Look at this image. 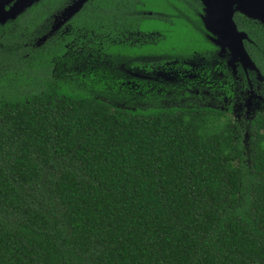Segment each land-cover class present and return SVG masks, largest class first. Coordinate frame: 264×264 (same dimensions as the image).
<instances>
[{
  "label": "trees",
  "instance_id": "1",
  "mask_svg": "<svg viewBox=\"0 0 264 264\" xmlns=\"http://www.w3.org/2000/svg\"><path fill=\"white\" fill-rule=\"evenodd\" d=\"M68 2L0 27V264H264V111L239 124L199 94L56 74L71 54L114 72L210 63L199 1L87 0L70 33L25 47ZM233 22L264 77V26Z\"/></svg>",
  "mask_w": 264,
  "mask_h": 264
},
{
  "label": "rangeland",
  "instance_id": "2",
  "mask_svg": "<svg viewBox=\"0 0 264 264\" xmlns=\"http://www.w3.org/2000/svg\"><path fill=\"white\" fill-rule=\"evenodd\" d=\"M70 3V2H68ZM67 3V4H68ZM8 6L5 7V9H7ZM59 12H57L55 20L54 17L51 16L50 22H49V26H48V30L43 34H47L48 31L53 28L54 30H52V32H50L49 34H47V38L56 34L57 32H63V33H70V27H67L66 24H60V22L62 21V18L59 16ZM192 20H195L196 15L192 14L191 16ZM7 22H12V21H7ZM6 22V23H7ZM5 23V24H6ZM192 29H194L191 26ZM42 36V35H41ZM40 37H36L35 39H32L30 37H25L24 38V45L25 47H38L41 44L40 42ZM150 37H147V39H149ZM214 39H216L215 36H213ZM127 40H129L132 43H137L139 41H143L145 38H140V36L138 35H128ZM246 41V40H245ZM2 43V42H0ZM39 43V44H38ZM244 43V41H243ZM3 45V43L1 44ZM9 45H3L4 50L6 51L4 54H2V52H0V65L5 69V67H7L6 71V79H4L2 82L7 86L9 85V82H11V79H9V73L8 70L11 69V64L9 62V64L7 62H5L6 59H8L9 61H13L14 57L10 55L9 52ZM244 46V45H243ZM67 47V45H66ZM69 48V47H68ZM0 49L2 50L3 48L0 46ZM218 53V52H217ZM68 55V54H67ZM219 58L221 59H225V64L226 66H228V59H229V55H228V51L225 49V51L223 53H218L217 54ZM69 57V58H68ZM68 64L65 65V62H60L57 64V70H56V74H62V73H87L88 70L91 69H98L100 72V77L102 79L105 78H109L111 81H115L116 80L119 82H122V84H120L121 86L126 87L129 90H133L136 91L135 95L136 96H142L143 93H147L148 91H152V90H156V91H162L165 95L167 96H171V95H175L178 93V91L176 90V86H171L168 87L166 84H182V81H185L187 79L184 80H179V79H175V78H171L169 81H167L168 79L166 78L167 76L164 75V73L160 72L161 68L170 66L169 64H163L161 66H157L158 67V71L154 72V70H151L149 72H144V71H140L138 69H128V68H123V67H118L115 68V72L114 71H109L106 70L105 68L107 67V62L105 61H97L96 59H92L89 55L85 56V57H81V59L76 60V58H73L72 54L70 56H68ZM66 58V59H67ZM7 63V66H6ZM188 63V62H187ZM238 65L239 63L236 62L235 65ZM234 65V66H235ZM234 66L232 67V73L234 74L236 79H240L239 81L244 80V82H239L237 87V92H236V98L240 95H242L244 97V107L245 109V115L248 116V118L244 117L240 119L239 124H243L244 120H248L249 116L248 113L254 109H259L261 106L259 104H262L264 102V79L259 76L257 74L256 71L249 69L248 67H241L243 72H247V78L248 80H245L244 77L240 76L241 78H239L237 71H234ZM180 64H175V67L172 68L173 70H177L178 68H180ZM187 68L191 69V78H189V80H195L194 82L198 83H202L203 81V72L206 70L208 71V73L210 72V77L211 76H215L216 74L214 73V69H212L211 64H203V62L199 59H193L190 61V64L186 65ZM200 74V77L198 78H194V75ZM217 76L219 77L220 75L217 74ZM251 78H253V80H251ZM210 82V85L214 88H218L217 85H215V83H213L215 80H211L207 79ZM248 83V84H247ZM118 84V83H117ZM218 90V89H217ZM215 93H212V99L210 96H206L204 97V100H201V102H204L206 105L212 106L214 104H216L215 101ZM218 93V92H217ZM242 93V94H241ZM160 94V93H158ZM223 97L222 95L218 94V98ZM235 98V99H236ZM221 103L224 102L223 100H221ZM199 102V101H198ZM235 108H238V106H236ZM240 108V107H239ZM236 112L242 113V108L237 109ZM234 115H230L231 120L235 119L234 117H236V113H234Z\"/></svg>",
  "mask_w": 264,
  "mask_h": 264
},
{
  "label": "water",
  "instance_id": "3",
  "mask_svg": "<svg viewBox=\"0 0 264 264\" xmlns=\"http://www.w3.org/2000/svg\"><path fill=\"white\" fill-rule=\"evenodd\" d=\"M40 0H0V25L7 21L15 20L25 10ZM202 6L200 21L207 33L208 40L217 47L218 53L228 51V65L233 67L236 62L241 67H248L260 73L246 53L243 41L247 40L246 34L238 31L233 22V14L238 13L246 19L255 21L264 26V0H198ZM87 2V0H70L61 10L59 16L62 18L60 24L69 21ZM7 9H5V7ZM56 14L52 16L56 17ZM54 30L51 28L47 34ZM47 34L42 35L40 44L43 43ZM216 37V39L213 38ZM38 43V44H39Z\"/></svg>",
  "mask_w": 264,
  "mask_h": 264
},
{
  "label": "flooded vegetation",
  "instance_id": "4",
  "mask_svg": "<svg viewBox=\"0 0 264 264\" xmlns=\"http://www.w3.org/2000/svg\"><path fill=\"white\" fill-rule=\"evenodd\" d=\"M70 2V0H69ZM199 6H200V11L201 13H198V16L200 17V15L202 14V7L200 5V2H198ZM64 7V6H63ZM62 7V8H63ZM61 8V9H62ZM60 9V10H61ZM58 12V11H57ZM238 13H234V15H236ZM239 15V14H238ZM242 16V15H241ZM67 24V23H65ZM0 25V27L4 26ZM4 29L0 28V33L3 32ZM0 46L3 48V52H4V47L3 45L0 44ZM70 49V47H69ZM218 53L215 52V59L212 60L209 64H211L212 69H214V73L216 74L215 76H211L210 77V72L208 73V71H204L203 72V81L202 83L198 82H194L195 80H189V78H191V69L187 68L186 65L190 64V61H182L180 63V68H178L177 70H173L172 68L175 67V64H178L177 62H166L165 64H169L170 66L167 65V67L161 68L160 72L164 73L165 76H167L166 78L168 79L167 81H169L171 78H175V79H179V80H184L187 79L185 81H182V84H175V85H179L181 86L180 89L178 90V93L180 95H183V91H186L188 93L194 94L195 96L199 94V96L201 97V99L203 100V97L206 96H210L212 99V93H215V101L216 104L212 105L211 107L219 109V110H224L225 112H229V114L234 115V113H236V117H234L235 119H233L235 122L239 123L241 117L244 118H248L247 115H245V107H244V97L242 95L238 96L236 98V92H237V87H239L238 83L242 81V76L244 77L245 80H248L247 78V72H243L241 66L238 64H236L234 66V71H237L239 78H241V81H239L238 79L235 78L234 74L232 73L233 68L228 65L226 66L225 64V59H221L218 57L217 55ZM188 62V63H187ZM161 66V65H159ZM1 69V67H0ZM155 69V70H154ZM151 70H154V72L158 71V67H153ZM149 70V71H151ZM142 71V70H140ZM148 71V72H149ZM145 72V71H144ZM206 72L208 75H206ZM217 74H219L220 76L218 77ZM194 75V74H193ZM194 78H198L200 77V74L194 75ZM241 76V77H240ZM261 77L264 79V77L261 75ZM211 80H215L213 83H215V85L218 86V88H214L213 85H210V82L207 79ZM251 80H253V78H251ZM212 82V81H211ZM244 82V80L242 81ZM118 88L119 90H122V87L120 84H122V82H118ZM248 84V83H247ZM168 87H170L171 85L174 84H166ZM218 89V90H217ZM123 90H127L129 92H133L136 93V91L133 90H129L126 87H124ZM218 92V93H217ZM218 94L222 95L223 97L218 98ZM207 98V97H206ZM236 98V99H235ZM221 100H223L224 102L221 103ZM261 107L259 109H254L252 111H250L248 113L249 119L250 120L257 112H262L264 111V102L262 104H259ZM236 106H238V108H235ZM242 108V113L236 112L237 109L240 110V108ZM248 120H244L243 123L247 122Z\"/></svg>",
  "mask_w": 264,
  "mask_h": 264
}]
</instances>
